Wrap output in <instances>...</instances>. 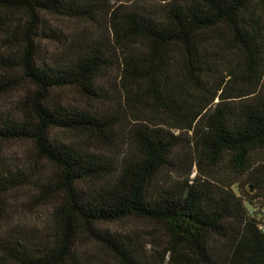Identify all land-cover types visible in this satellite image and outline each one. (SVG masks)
I'll return each instance as SVG.
<instances>
[{"label":"trees","instance_id":"16d2710c","mask_svg":"<svg viewBox=\"0 0 264 264\" xmlns=\"http://www.w3.org/2000/svg\"><path fill=\"white\" fill-rule=\"evenodd\" d=\"M0 9L23 10L29 28L18 48L0 54V93L21 80L36 86L23 98L33 110L1 123L0 140L32 141L37 155L59 169L56 186L44 184L41 194L61 195L50 236L1 240L0 264H97L99 258L77 244L78 224L105 249V264H264V163L254 160L264 151V0L174 1L162 16L114 11L122 83L141 101V116L128 130L134 151L116 172L104 155L51 135L65 128L113 139L117 123L109 114L66 106L52 94L72 86L99 98L98 82L113 64L104 46H88L69 65H51L36 59L31 42L42 13L81 16L90 10L73 0H0ZM211 41L233 43L243 57L240 73L256 80L253 87L231 91L226 78L237 77L236 69L207 83ZM189 88L198 96L190 99ZM185 136L194 152L185 179L158 186L164 168L188 162L179 156ZM222 163L230 178L216 172ZM29 177L26 170L1 171L0 195ZM131 216L159 224L168 247L153 254L132 237L95 229Z\"/></svg>","mask_w":264,"mask_h":264},{"label":"rangeland","instance_id":"374dc122","mask_svg":"<svg viewBox=\"0 0 264 264\" xmlns=\"http://www.w3.org/2000/svg\"><path fill=\"white\" fill-rule=\"evenodd\" d=\"M71 1V0H69ZM81 8L90 10L86 15L75 16L63 13L45 12L41 14L38 29L31 34V42L36 59L51 65H69L78 54L88 46L102 45L109 54L113 64L100 78L99 98L84 94L77 87H62L53 90V98L62 101L69 107L84 110L104 111L117 123L113 139L105 141L92 133L80 132L65 128H53L51 135L68 144L78 145L85 150L102 154L110 168L116 172L120 165L134 151L128 130L141 116V101L138 95H129L122 83V50L121 42L116 41L112 17L116 10L139 9L156 16H162L164 9L171 2H189L191 0H73ZM26 13L21 9H0V54L3 49L12 52L18 48L20 38L28 35L25 26ZM8 50V51H7ZM211 59L210 84L215 79L224 78L230 70H237L238 76L226 78L232 92L248 90L256 80L250 82L240 73L243 59L241 52L226 41H211L208 55ZM239 69V70H238ZM205 83V84H207ZM198 96L195 88H189ZM36 86L28 80H21L14 88L0 93V124L10 119H20L25 113L33 110L32 102H23V98L34 92ZM134 99V100H133ZM141 99V98H140ZM218 99H216L217 101ZM156 113L155 110L148 109ZM189 137L185 136V149L179 150V156L189 157L188 162H177V165L164 168L157 176L158 186L172 187L183 181L190 169V159L194 157ZM186 152V153H185ZM257 165L264 163V151L254 154ZM26 170L30 173L29 181L16 189L0 195V241L13 236L49 237L56 227L54 215L60 193L53 196L41 194V188L58 180L59 169L45 158L37 155L32 141L27 139L0 140V172ZM193 167L191 177L196 173ZM216 172L223 178H230L233 173L226 163H222ZM95 229L109 231L116 235L132 237L138 240L149 253L164 250L168 241L163 228L152 221L138 217H126L116 221L101 222ZM76 241L80 250L99 258L97 264H105L109 259L105 249L96 240L94 234L82 224L76 228ZM93 264V263H89ZM106 264H114L108 262Z\"/></svg>","mask_w":264,"mask_h":264}]
</instances>
